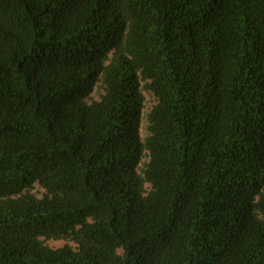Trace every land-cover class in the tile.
<instances>
[{"label":"trees","instance_id":"16d2710c","mask_svg":"<svg viewBox=\"0 0 264 264\" xmlns=\"http://www.w3.org/2000/svg\"><path fill=\"white\" fill-rule=\"evenodd\" d=\"M0 264H264V0H0Z\"/></svg>","mask_w":264,"mask_h":264},{"label":"rangeland","instance_id":"374dc122","mask_svg":"<svg viewBox=\"0 0 264 264\" xmlns=\"http://www.w3.org/2000/svg\"><path fill=\"white\" fill-rule=\"evenodd\" d=\"M144 96H145V108H144V112H146V110L149 109V107L153 104L154 100L152 98V96H150L147 92L144 91ZM144 120L142 121V125H141V135L144 136ZM46 243L48 245H51V246H57V245H60L62 244V241H52V240H49V241H46Z\"/></svg>","mask_w":264,"mask_h":264}]
</instances>
